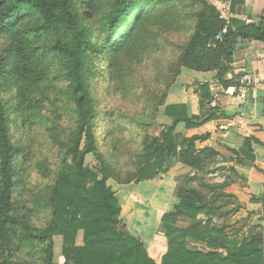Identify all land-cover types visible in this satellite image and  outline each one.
I'll use <instances>...</instances> for the list:
<instances>
[{
	"label": "trees",
	"instance_id": "1",
	"mask_svg": "<svg viewBox=\"0 0 264 264\" xmlns=\"http://www.w3.org/2000/svg\"><path fill=\"white\" fill-rule=\"evenodd\" d=\"M195 1L193 23L187 40L168 69L165 91L156 105L132 121L131 139L136 146L132 159L136 168L129 180L122 181L115 176L93 130L95 112L86 91L88 73L93 72L84 55L94 44L83 24V16L89 19L110 7L103 24L106 35L103 53L110 51L113 56L108 65L111 70L133 48L149 20L146 9L157 0H0V35L7 44L0 56V87L14 88L15 109L22 113L23 122L42 127L51 145L58 150L54 170L43 161L36 165V173L50 183L37 187L32 194L31 208L18 212L14 199V159L20 148L11 138L8 109L0 99V264H26L5 258V252L12 255V238L35 243L42 253L41 264H58L55 237L62 239V264H156L143 240L125 230L121 221L122 206L107 183L115 180L119 185H128L152 181L168 173L175 163L192 172L181 177L183 184L175 189L178 202L173 210L161 216L166 250L159 264H264V226H252L246 237L238 240L239 231L230 233L228 227L213 223V218L228 214L220 213L222 207L215 204L221 195L237 204L235 197L225 192L233 183L230 173L234 170L216 166L219 153L213 148L197 147V143L208 140V135L187 137L176 131L178 124L192 129L216 118L218 110L210 106L213 96L209 84H199L198 116L189 117L184 105L166 104L168 91L182 69L215 72V79L223 89H238L239 75L235 76L231 67L233 52L238 41L263 43L264 22L234 29L217 7L206 0ZM76 5L82 7L80 12ZM28 12L37 13L40 23L19 26ZM225 25H228L227 34L221 42H214ZM48 38L52 40L50 43L39 45ZM59 79L69 83L65 97L74 105L75 113L74 128L65 137L58 126L61 114L55 112L59 109L57 102L47 96ZM160 115L171 122L161 123L158 135H152L149 130ZM253 142L257 143L245 138L242 151L250 149ZM88 155L98 163V171L85 165ZM222 171H229L227 175L220 174L226 181L212 183L211 175ZM251 202L260 204V221L264 224V194L252 198ZM40 210L50 212L48 226L31 228L27 216ZM179 217L192 224L182 229L174 227ZM80 232L82 240L77 244ZM190 242L203 247L191 249Z\"/></svg>",
	"mask_w": 264,
	"mask_h": 264
},
{
	"label": "rangeland",
	"instance_id": "2",
	"mask_svg": "<svg viewBox=\"0 0 264 264\" xmlns=\"http://www.w3.org/2000/svg\"><path fill=\"white\" fill-rule=\"evenodd\" d=\"M81 9V6L76 5V10L80 12ZM195 10V0H165L162 2L157 0L146 9V15L150 17L148 22L143 25L142 32L133 48L123 54L117 65L111 70L108 65L112 62L113 56L110 51L105 55L103 53L106 42L103 24L110 7L94 14L89 19L83 16V24L94 44V47L90 48L84 55L88 68L93 72L88 73L86 90L95 112L93 130L98 145L106 153L109 164L119 180H129L136 168L132 159L136 149L131 139L132 121L139 118L143 113L146 114V109L156 105L160 100V95L165 91L168 81V69L173 65L180 52V47L188 38ZM38 23H40L39 15L28 12L19 22V26L31 27ZM50 41H52L51 38H48L39 45L43 47ZM6 45L5 38L0 35V56L3 54L1 53L3 47ZM68 86L69 83L66 80L59 79L55 84V89L47 93L49 98L56 100L59 107L58 111L55 112L61 114L58 126L63 137L68 136L74 128L75 121L74 105L65 97ZM0 99L8 109V128L11 138L20 148L14 159V199L15 205L19 209L18 212H22L31 208L30 202L36 188L50 183L47 178H42L36 173L37 163L43 161L48 168L54 170L58 162V150L51 145L48 133L42 127L30 122H23L22 113L15 109V90L13 87H0ZM160 122L156 117L149 130L150 134L158 135L162 125ZM85 165L93 171L99 169V165L92 155L86 157ZM221 173L217 172L215 175H211L212 183L223 184L226 181L225 178H220ZM184 175L186 174L182 173V175L175 176L177 183L175 189L179 184H183L181 177ZM108 184L113 190H116L117 183L115 180H109ZM135 189L147 198L156 191L153 184L146 182L138 184ZM175 189L174 197H171L170 203L167 201L169 196L167 190L166 194L156 193L157 196L152 200L131 201L130 209L132 210H126L121 215V221L126 227L125 230L130 231L131 224L134 223V233L138 231L141 233L143 230L149 235L163 236L164 229L160 222L158 223V218H152L153 209L164 210L165 212L172 211L173 206L178 202ZM114 192L121 204L120 200L126 194L117 190ZM205 193L211 196L210 193ZM143 204L144 206L148 205V208L138 211L139 205ZM215 204L222 207L220 213L228 212V214L213 218V223L217 226L228 227L230 233L239 231L236 234L238 240H243L252 226L262 225L259 216L254 215L248 218L246 214L238 213V203L236 204L230 198L221 195L220 199L215 200ZM138 213L140 216L133 220ZM24 214L26 215V213ZM49 220L50 212L48 210H40L31 216H27L29 226L34 229H45ZM191 224L190 220L179 217L174 227L182 229ZM16 231L20 235L21 230L18 228ZM81 240L82 233L80 232L76 243L81 244ZM61 246V237H55V261L58 264L63 262ZM11 247L12 255L5 252V258L6 256L10 259L15 258L26 264L42 263V253L35 243L18 242L12 238ZM188 247L198 249L202 248L203 245L190 242Z\"/></svg>",
	"mask_w": 264,
	"mask_h": 264
},
{
	"label": "crops",
	"instance_id": "3",
	"mask_svg": "<svg viewBox=\"0 0 264 264\" xmlns=\"http://www.w3.org/2000/svg\"><path fill=\"white\" fill-rule=\"evenodd\" d=\"M207 2L215 7L217 3L221 4L219 9L221 16L231 28L235 29L249 24L259 25L264 22V0H233V2L207 0ZM231 67L235 76L244 73L264 76V42L248 40L238 43L233 52ZM215 75V72H195L182 69L181 74L168 91L166 104L184 105L189 117L198 116L200 114L199 84H209V90L213 96L210 106L218 110L216 118L192 129H186L184 124H178L176 131L187 137L209 136L207 141L197 143V147L213 148L219 153L216 166L234 170V173H230L233 183L226 189V193L237 200L238 213H244L248 218L254 215L261 217L260 204L252 203L251 200L264 194V86L246 91L239 88L223 89L216 81ZM162 111L163 108H161ZM158 120L166 124L171 122V119L161 115ZM245 138H252L257 143H251L250 149L242 151ZM191 172L189 168L175 163L165 175H160L152 181H145L153 184V188L157 191L151 193L148 198L136 191L135 187L138 184H117L116 190L126 194H122L120 200L122 215L124 211L132 210L130 209L131 201L152 200L158 192L166 194L168 191L167 201L170 203L171 197H174L175 185H177L175 176ZM222 173L226 175L229 171H222ZM139 206L138 211L148 208V205L144 206V204ZM164 213V210L153 209L152 218L157 217L159 223ZM139 216L138 213L133 220ZM131 225V230L128 232L143 240L150 257L156 264H159L166 250L165 238L149 235L143 230L141 233L139 231L134 233V223Z\"/></svg>",
	"mask_w": 264,
	"mask_h": 264
},
{
	"label": "built area",
	"instance_id": "4",
	"mask_svg": "<svg viewBox=\"0 0 264 264\" xmlns=\"http://www.w3.org/2000/svg\"><path fill=\"white\" fill-rule=\"evenodd\" d=\"M217 8H221V4L217 3ZM228 32V25H225L214 37V42H221L223 37ZM239 43L241 41H238ZM236 82L238 83V87L241 90H255L261 86H264V76H259L254 73H244L237 77Z\"/></svg>",
	"mask_w": 264,
	"mask_h": 264
},
{
	"label": "water",
	"instance_id": "5",
	"mask_svg": "<svg viewBox=\"0 0 264 264\" xmlns=\"http://www.w3.org/2000/svg\"><path fill=\"white\" fill-rule=\"evenodd\" d=\"M238 47H240V45Z\"/></svg>",
	"mask_w": 264,
	"mask_h": 264
}]
</instances>
